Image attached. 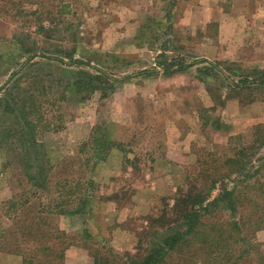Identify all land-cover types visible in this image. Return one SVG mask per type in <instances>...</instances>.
Returning a JSON list of instances; mask_svg holds the SVG:
<instances>
[{
  "label": "rangeland",
  "instance_id": "rangeland-1",
  "mask_svg": "<svg viewBox=\"0 0 264 264\" xmlns=\"http://www.w3.org/2000/svg\"><path fill=\"white\" fill-rule=\"evenodd\" d=\"M262 73L264 0H0V264L139 259L166 228L152 220L180 190L214 196L241 147L242 235L168 263L264 264V88L233 84Z\"/></svg>",
  "mask_w": 264,
  "mask_h": 264
},
{
  "label": "trees",
  "instance_id": "trees-1",
  "mask_svg": "<svg viewBox=\"0 0 264 264\" xmlns=\"http://www.w3.org/2000/svg\"><path fill=\"white\" fill-rule=\"evenodd\" d=\"M42 31L43 29L40 27L39 32ZM30 58L27 61H29ZM44 58L64 64V61L62 59L56 57L47 56ZM198 62L202 63L207 61L200 60L190 64L183 63V65H181V68H190L198 64ZM69 64L83 65L96 69L88 62L75 59H72ZM18 71L13 73L10 78L15 76ZM150 73H152V71H142L140 73H137V75H146ZM233 84L236 88H245L248 90L252 87L264 88V73L260 74V76L256 79H244L236 83L233 82ZM15 105L16 103L14 104V106ZM6 113L9 116L10 114H14V117L19 115L21 116L19 108H12L11 110H7ZM7 132L8 131L6 130L5 135L4 133H2V135H4L3 138H11L13 139V141H19L21 143L24 142L25 133L23 131L15 134H7ZM95 143L100 144L99 148H101L103 152H107L113 147V145L107 141L106 137H104V140L96 139ZM246 151V147H241L236 150L233 158L226 160L224 167H227L228 173L224 174L218 181L212 182L211 188L216 191L214 196H203L202 194L193 195L190 192H182L180 190L175 199V209L165 210L162 212L160 217L152 220L153 224H158L162 227H166L165 230L156 234L153 241H151L149 248L143 256H141L139 259L131 258L126 264H169L168 261L170 257L174 253L182 252V249L185 246L193 247L195 245H199L209 247L213 244L220 245L221 243H223V245H221V248L228 249L230 245L229 242L233 241V232H237L238 234L242 235V228L245 227L246 217L245 215H242V211L240 210L242 208V193L245 189V186L248 184L247 181L249 178V172L246 170V168L251 164L246 157ZM259 161L260 164L253 171V174H259L260 169H263L264 167V158L259 159ZM39 167H36L35 172H39ZM253 168L254 167L252 166L251 170ZM30 174L28 175V179L29 181L34 182V176ZM233 174L238 178L243 177L244 181L232 184L230 181ZM261 184L262 183H260V185ZM35 186L37 185L35 184ZM18 204L19 203H15L13 201H8L6 203L8 208L16 206L21 207V205ZM219 206H223V208H226V212L230 214L232 221L226 224H211L210 226H208L204 223V214H208L209 210L217 208ZM169 212L171 213V217L169 216ZM64 213L67 212L64 211ZM74 213L76 214L78 213V211H75ZM261 222V220L256 219L255 225H258V227H260ZM171 224H173V227H171ZM207 227H210L212 229H207ZM1 233L2 231L0 232V239L2 237ZM16 242H19V240L17 239ZM23 262L25 264H28L26 262V259L24 258Z\"/></svg>",
  "mask_w": 264,
  "mask_h": 264
}]
</instances>
